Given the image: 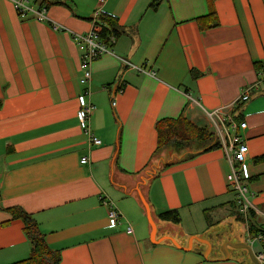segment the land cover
Returning a JSON list of instances; mask_svg holds the SVG:
<instances>
[{
  "label": "crops",
  "instance_id": "obj_1",
  "mask_svg": "<svg viewBox=\"0 0 264 264\" xmlns=\"http://www.w3.org/2000/svg\"><path fill=\"white\" fill-rule=\"evenodd\" d=\"M149 2L69 0L72 11L53 5L41 17L35 0L24 12L0 0L1 205L31 214L48 245L60 251V264H252L246 252L205 260L201 244L184 251L169 240L152 243L136 189L149 204L156 238L172 236L186 246L191 235L208 238L210 229L228 226L226 239L245 242L248 225L264 228V81L248 100H237L258 80L253 62L264 61V0H216L219 24L205 31L195 19L208 13L207 0H164L156 10ZM97 9L115 16L126 33L91 64L88 98L72 33H88ZM191 69L202 75L192 79ZM81 97L94 106L88 124L99 145L88 143L76 118ZM218 108L246 123L236 134L249 147L243 184L252 217L227 182L229 162L206 116ZM180 115L206 125L219 145L141 182L134 174L156 148L155 122ZM101 198L121 214L114 226ZM172 209L180 223L157 217ZM233 219L245 222V234ZM22 227L0 209V264L29 255Z\"/></svg>",
  "mask_w": 264,
  "mask_h": 264
},
{
  "label": "trees",
  "instance_id": "obj_2",
  "mask_svg": "<svg viewBox=\"0 0 264 264\" xmlns=\"http://www.w3.org/2000/svg\"><path fill=\"white\" fill-rule=\"evenodd\" d=\"M162 1L164 0H150L149 9L156 10ZM215 1L207 0L208 13L195 19L201 31L219 24L217 13L213 7ZM35 2L39 8H44L45 10L53 5H62L72 11L69 0H35ZM99 20L102 23V28L98 33V37L109 47L113 45L117 38L126 33L125 27L120 25L117 18L113 15L101 13ZM253 69L258 79L264 78V61L253 62ZM189 75L192 79H196L202 75V72L191 69ZM240 108L241 105L239 104V107L235 110L240 111ZM155 129L157 132L156 148L145 167L134 174V176H139L141 182H148L152 178L159 176L169 166L183 162L197 153L211 150L219 145V142L215 140L213 133L209 131L206 125L196 124L182 115L176 118L158 119L155 122ZM259 160H264V155ZM0 209L9 213L11 219L21 220L23 233L30 243L29 255L25 259L7 264H60V251L48 245L44 234L39 228V224L31 214L19 206L3 207L1 205V197ZM249 215L252 217L254 213L249 211ZM250 216L247 219H250ZM157 217L162 221L173 224H178L181 221L180 214L175 209L159 213ZM7 222L2 224L6 225ZM247 230L250 235H255L261 231V229H257L251 224L250 226L248 225ZM262 250H264V247H262Z\"/></svg>",
  "mask_w": 264,
  "mask_h": 264
},
{
  "label": "built area",
  "instance_id": "obj_3",
  "mask_svg": "<svg viewBox=\"0 0 264 264\" xmlns=\"http://www.w3.org/2000/svg\"><path fill=\"white\" fill-rule=\"evenodd\" d=\"M15 7L19 12H24L28 10V0H12ZM44 8H41L39 15L42 17ZM101 14L100 10L97 9L91 18L92 28L88 33L85 34H77L72 33V39L78 44L79 49L81 51L80 62H79V71L80 78L79 83L84 86L83 97H90V83L92 78L91 64L95 59L99 57L102 53H106L111 51V47L101 41L98 37V33L102 28V23L99 20V15ZM57 28V26H55ZM125 63L127 61L123 60ZM129 64V63H127ZM134 68H138V66L132 65ZM264 81V78L258 79L254 84L249 85L245 89L242 90L238 101H246L250 98V94L252 91L256 90L259 87V84ZM120 92V91H118ZM112 104L114 103V94L112 96ZM80 107L76 112V118L78 119L80 126L83 130V134L86 136L87 141L90 145H99L101 144V140L91 132V129L88 124V119L90 113L94 109V106L91 102H84L83 98H79ZM206 116L212 121V126L215 127L216 134L220 138L222 142V146L224 148L226 158L229 162V172L226 175L227 182L232 190L237 192L238 204L240 206V210L243 214L248 213L253 205L248 198V191L246 186L243 184V181L248 178L247 170H246V161L249 154V147L246 142H243L239 139L236 134V130L238 128H244L246 123L241 121L238 122L233 118L232 113L230 111H221V108L215 109L213 111L206 112ZM217 117V121L214 117ZM229 126H231L234 134L231 135L229 133ZM82 164L88 162V157L83 156L80 159ZM104 204L108 207V219L111 225H115L118 223L121 218L120 212L114 206L112 201L106 200L105 198H101ZM128 233H132L131 227H128L126 230ZM264 242V228L255 235H250L247 232L246 243L251 247L255 242ZM264 247V244H263ZM256 259L260 264H264V250H260L255 253Z\"/></svg>",
  "mask_w": 264,
  "mask_h": 264
},
{
  "label": "water",
  "instance_id": "obj_4",
  "mask_svg": "<svg viewBox=\"0 0 264 264\" xmlns=\"http://www.w3.org/2000/svg\"><path fill=\"white\" fill-rule=\"evenodd\" d=\"M136 192L140 198V201L141 203L143 204V207L145 209V213H146V217H147V221L150 225V234H149V239L152 243H158L162 240H169L175 247L181 249V250H184V251H189L192 249V245H193V241H196L198 242L199 244H201L202 246H205L206 248L203 250H201V253H202V256L204 259L206 260H210L208 258V255L210 253V250H211V245H210V242L207 238H204V237H199V236H196V235H191L189 238H188V241H187V245L184 246L182 244H180L175 238H173L172 236H161L159 238H156V235H157V226H156V223L151 215V211H150V207H149V204L146 200V198L144 197L143 193L141 192V190L139 188L136 189ZM229 247H232V248H239V249H244V251L246 252V255L247 257L250 259L251 263L252 264H260L259 261L256 259L255 257V253L253 252V249L252 247L247 244L246 242H233V241H225L223 243V246H222V250H223V257H220V258H217V259H214V260H217V261H226L229 259L230 257V251H229Z\"/></svg>",
  "mask_w": 264,
  "mask_h": 264
},
{
  "label": "rangeland",
  "instance_id": "obj_5",
  "mask_svg": "<svg viewBox=\"0 0 264 264\" xmlns=\"http://www.w3.org/2000/svg\"><path fill=\"white\" fill-rule=\"evenodd\" d=\"M210 126L212 127V125H210ZM212 129L214 131V129H215L214 126L212 127ZM215 132H216V130H215ZM222 225H226V224H222ZM233 227H234L235 230L240 231L243 234H245L246 231H247V229L245 227V222L242 221V220H236V219L234 220L233 219ZM245 229H246V231H245ZM210 230L212 232H208V238H207L209 240V242H210V245H211V250H210V253L208 255V258L210 260H212V259H217V258L223 257L224 253H223V250H222V246H223V243L225 241H228V239H226V238L231 236L230 233H231L232 229L229 228L228 226H220L214 232H213L212 229H210ZM188 238L189 237L186 238V243L188 241ZM197 244L200 245L198 242L193 241V245H194L193 248L194 249L198 246ZM260 247H261L260 242H255L254 245L252 246L253 252H258L260 250L259 249ZM228 249L230 251L229 259L237 258V256H239V255L242 256V253L245 252L244 249H239V248L229 247ZM215 256H217V257H215ZM228 260H226V261H228Z\"/></svg>",
  "mask_w": 264,
  "mask_h": 264
},
{
  "label": "flooded vegetation",
  "instance_id": "obj_6",
  "mask_svg": "<svg viewBox=\"0 0 264 264\" xmlns=\"http://www.w3.org/2000/svg\"><path fill=\"white\" fill-rule=\"evenodd\" d=\"M205 248V247H204ZM247 257V256H246ZM248 258V257H247ZM249 259V258H248ZM250 260V259H249Z\"/></svg>",
  "mask_w": 264,
  "mask_h": 264
}]
</instances>
